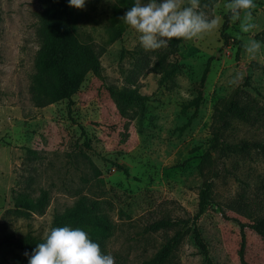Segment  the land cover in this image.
I'll return each mask as SVG.
<instances>
[{"label":"rangeland","instance_id":"rangeland-1","mask_svg":"<svg viewBox=\"0 0 264 264\" xmlns=\"http://www.w3.org/2000/svg\"><path fill=\"white\" fill-rule=\"evenodd\" d=\"M116 2L86 0L84 9L74 8L79 41L100 51L99 73L85 75L69 104L60 99L35 107L28 86L42 2L0 0V240L43 239L54 212L95 200L112 229L94 242L115 264H146L175 228L144 227L163 217L190 218L198 190L211 181L212 203L196 227L213 264H241L234 219L246 223L264 214V157L260 149L241 148L242 142L264 143V41L255 38L264 29V0H254L251 33H241L240 21L231 19L230 1L201 0L210 18L228 16L225 32L241 43L238 52L235 42L220 38L221 27L145 51L140 34L122 18L127 9H115ZM250 38L262 42L254 59L244 48ZM161 53L167 56L157 66ZM241 72L242 82L233 83ZM109 88L145 95L142 114L132 107L120 115ZM229 100L248 108L243 118L226 114L220 121ZM217 125L220 136L211 148ZM21 198L36 207L18 206ZM180 230L167 264H205L191 231ZM243 231L244 261L264 264V240ZM20 259L19 249L0 245V264Z\"/></svg>","mask_w":264,"mask_h":264},{"label":"trees","instance_id":"trees-1","mask_svg":"<svg viewBox=\"0 0 264 264\" xmlns=\"http://www.w3.org/2000/svg\"><path fill=\"white\" fill-rule=\"evenodd\" d=\"M41 2L42 7L38 11L36 27L38 48L34 54L33 72L28 86L30 101L35 107H43L60 99H66L69 104L71 96L80 86L85 75L89 72L99 73L100 51L95 50L88 43L79 41L76 34L77 13L74 7L68 5V0H41ZM134 2L135 0H117L114 8L118 9V6H121L128 10ZM227 21L228 16L225 15L219 36L225 43L228 39L235 42L237 45L236 52H238L241 43L226 34ZM255 38L264 41V29L256 33ZM166 56L167 53L158 54L155 65L158 66ZM109 93L120 115H126L132 107L137 108L139 116L142 114L143 103L146 100L145 95H140L133 88H109ZM246 103L229 100L228 104L219 111L218 119L222 121L226 114L243 118V112L248 108ZM224 123H221V125ZM219 136V125H217L210 139L209 145L211 148L215 146ZM248 147L260 149L264 157V143H241V148L246 149ZM221 152L224 154L222 149ZM203 155H208V152L206 151ZM113 165L117 170L127 173L126 168L118 164ZM211 188V181L203 182L202 187L198 190L197 210L190 218L171 219L163 217L150 222L144 227L145 231L150 232L175 228L173 234L167 237L152 256L145 260L146 264H167L182 238L180 229L184 227L186 230L191 231L193 242L199 248L205 264H213L195 223L204 208L212 203L210 198ZM17 205L29 210L36 207L26 198L18 199ZM234 221L238 224L240 231L239 260L241 264H247L243 259L245 240L243 229H251L264 240V214L246 223L236 219ZM63 226L83 229L89 234L93 242L97 237L109 234L112 229V225L98 211L95 200H77L63 211L54 212L50 227ZM42 242H44V238L38 239L28 235L23 237L8 235L0 240V245L4 244L19 249L21 251L20 264H28V257L23 253L27 251L30 255L36 245Z\"/></svg>","mask_w":264,"mask_h":264},{"label":"clouds","instance_id":"clouds-1","mask_svg":"<svg viewBox=\"0 0 264 264\" xmlns=\"http://www.w3.org/2000/svg\"><path fill=\"white\" fill-rule=\"evenodd\" d=\"M86 0H68V5L84 9ZM225 8L231 19L240 21V32L251 33L257 27L252 10L254 0H230ZM124 22L136 30L139 43L145 51L167 49L173 38L191 41L200 39L206 33L219 29L221 17H209L203 10L201 0H135L122 16ZM240 39V35H236ZM246 53L255 58L262 48V42L250 38L244 45ZM244 73H238L233 83L243 80ZM28 257V264H115V257L102 252L98 243L89 234L76 227H50L44 242L38 243Z\"/></svg>","mask_w":264,"mask_h":264}]
</instances>
